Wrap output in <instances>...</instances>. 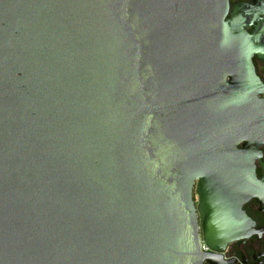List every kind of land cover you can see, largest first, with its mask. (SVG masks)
Masks as SVG:
<instances>
[{"label":"water","instance_id":"water-1","mask_svg":"<svg viewBox=\"0 0 264 264\" xmlns=\"http://www.w3.org/2000/svg\"><path fill=\"white\" fill-rule=\"evenodd\" d=\"M226 1L0 0V264H232L200 244L259 240L264 4L222 23Z\"/></svg>","mask_w":264,"mask_h":264},{"label":"flooded vegetation","instance_id":"flooded-vegetation-1","mask_svg":"<svg viewBox=\"0 0 264 264\" xmlns=\"http://www.w3.org/2000/svg\"><path fill=\"white\" fill-rule=\"evenodd\" d=\"M227 11L223 16L222 23L230 20V13L232 12L233 6L236 4H245L249 7H252L251 0H227ZM264 4V0H262ZM258 19H261V15H257ZM256 26V22L251 21V25L248 28L244 26H240V29L247 35L250 36L251 31L254 30ZM262 59H264V52L262 53ZM250 66L252 67L253 75L257 78L262 87H264V61L257 60L255 53L248 58ZM228 82L227 77L225 78V83ZM256 99L259 98V94L255 93ZM242 142H239L235 145V148L240 150ZM250 146H253L251 144ZM255 151H260V162L264 163V145L261 144L255 147ZM257 159H253V176L256 181H258L261 177V167L257 165ZM196 187V182L193 183L192 192H191V200L193 202V206L196 207L197 205V195L194 192ZM258 203L254 200L253 197H250L247 201H245L240 210L243 211V214L246 218H248L251 222L254 223L252 230L254 231L256 228H260L264 231V220L262 218V213H264V205H260L261 212L257 211ZM197 226H198V233L200 234V227L199 223V215L195 211ZM251 229V227H249ZM259 240H255L254 234H250L245 240L244 238H240L237 240L230 241L226 243L221 252L212 253L208 250L204 251V253H209L213 255H220L221 261H228L233 259L235 262L232 264H264V233H260ZM243 241V244L240 243ZM240 243V244H239ZM238 244V245H237ZM202 264H208L205 260L202 261Z\"/></svg>","mask_w":264,"mask_h":264},{"label":"built area","instance_id":"built-area-1","mask_svg":"<svg viewBox=\"0 0 264 264\" xmlns=\"http://www.w3.org/2000/svg\"><path fill=\"white\" fill-rule=\"evenodd\" d=\"M200 249L202 251H206L207 250L206 246L204 244H202V243L200 244Z\"/></svg>","mask_w":264,"mask_h":264}]
</instances>
